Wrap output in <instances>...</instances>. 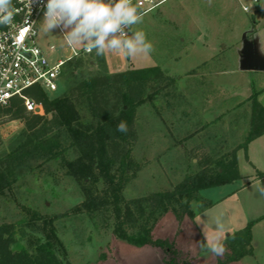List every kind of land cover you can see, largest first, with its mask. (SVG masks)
<instances>
[{"label": "rangeland", "instance_id": "obj_1", "mask_svg": "<svg viewBox=\"0 0 264 264\" xmlns=\"http://www.w3.org/2000/svg\"><path fill=\"white\" fill-rule=\"evenodd\" d=\"M140 15L143 22L133 30L144 31L154 51L146 55V61L143 54L134 58L139 64L159 65L174 78L137 107L138 140L131 150L135 163L123 188L127 199L169 190L200 169L198 154L219 159L242 143L250 127L248 97L253 91H258L257 100L264 107V71H253L246 63L264 56V0H165L159 8ZM42 20L38 42L54 44L57 56L63 57L68 48L63 33L58 28L45 32ZM116 53L130 62L123 52ZM78 57L89 59L86 53ZM90 59L84 68L94 70L97 64ZM66 78L65 71L50 96L66 89ZM22 129L18 120L0 125V156L21 139ZM66 156L72 158L69 152ZM240 183L236 179L201 189L202 199L191 203L194 218L185 216L179 223L168 211L155 224L153 236L168 238L179 256L192 264H214L222 256L205 254L198 243L205 240L203 231L213 234L215 217L222 216L229 228L220 234L222 241L264 213L258 200L262 196L255 193L246 201L241 196L218 201ZM257 185L264 186V180ZM83 200L81 185L60 159L37 160L0 196V223H16L27 247L28 238L45 237L44 227L53 226L56 251L71 264H164L162 247L135 246L117 239L113 217L85 209L80 205ZM211 200L216 204L210 210L205 202ZM55 214L61 216L51 220ZM253 251L230 264H264V218L253 227Z\"/></svg>", "mask_w": 264, "mask_h": 264}, {"label": "trees", "instance_id": "obj_2", "mask_svg": "<svg viewBox=\"0 0 264 264\" xmlns=\"http://www.w3.org/2000/svg\"><path fill=\"white\" fill-rule=\"evenodd\" d=\"M88 55L97 68H84L89 59H68L64 67L66 89L62 93L50 96L38 85L24 91L26 97L41 105V112L29 110L20 96L12 97L6 106L0 107V125L14 120L23 124L21 139L0 156V196L12 189L18 176L32 162L60 159L81 185L84 200L80 205L110 219L113 217L112 231L117 239L135 246L162 247L164 264H192L179 256V250L168 238H155L154 226L168 211L174 213L179 223L185 216L194 218L196 212L191 203L202 199L201 189L240 177L237 150L246 149L251 140L264 133V107L257 100L258 91L248 97L250 127L242 143L219 159L208 153L198 154L200 169L169 190L127 199L123 188L128 170L135 163L131 150L138 140L137 107L172 84L174 77L165 74L159 65L108 72L104 55L97 56L94 51ZM120 121L127 123L126 133L117 131ZM68 152L72 158L66 156ZM215 164L217 168L213 167ZM212 204L205 202V206ZM60 216L55 214L50 218ZM263 218L264 213L225 237L222 242L226 251L214 264H230L253 255V227ZM44 231L45 237L28 238L27 247L16 223H0V264H71L56 251L54 227L45 226Z\"/></svg>", "mask_w": 264, "mask_h": 264}, {"label": "clouds", "instance_id": "obj_3", "mask_svg": "<svg viewBox=\"0 0 264 264\" xmlns=\"http://www.w3.org/2000/svg\"><path fill=\"white\" fill-rule=\"evenodd\" d=\"M33 0H29L31 5ZM211 3V0H209ZM43 29H60L69 45H82L88 52L103 56L106 51L123 52L127 57L150 55L153 44L142 30L133 26L143 22L133 0H47L43 5ZM13 0H0V27L10 25L15 16ZM117 131L126 133L128 126L120 121ZM264 196V186L257 185ZM202 207V205H201ZM213 234L203 231L205 240L198 243L205 254L223 256L226 247L220 234L225 230L222 216L214 219Z\"/></svg>", "mask_w": 264, "mask_h": 264}, {"label": "built area", "instance_id": "obj_4", "mask_svg": "<svg viewBox=\"0 0 264 264\" xmlns=\"http://www.w3.org/2000/svg\"><path fill=\"white\" fill-rule=\"evenodd\" d=\"M164 1L133 0V4L141 14L159 8ZM46 3L47 0H33L30 5L29 0H13L14 20L0 27V107L6 106L12 97L20 96L29 110L41 112V105L26 97L24 91L32 85L40 86L47 93L56 91L67 60L90 53L84 47L77 50L68 44L60 57L54 44L38 42ZM243 9L248 10L246 6Z\"/></svg>", "mask_w": 264, "mask_h": 264}, {"label": "crops", "instance_id": "obj_5", "mask_svg": "<svg viewBox=\"0 0 264 264\" xmlns=\"http://www.w3.org/2000/svg\"><path fill=\"white\" fill-rule=\"evenodd\" d=\"M262 52L264 54V50H262ZM104 57H105L106 67H107L108 72H117V71L125 70L131 67L148 66L147 63L139 64L137 58H134V57H130V62H126L122 54H119L113 51H106L104 54ZM262 57L263 59H260L258 62H255L256 68H253V71H256V72L264 71V56ZM144 59L146 61L147 59L146 55H144V58L142 61H144ZM127 64L129 66L126 67ZM153 65L154 64H152L151 66ZM249 114H250V109H249ZM236 158H237V164H238V169L240 173V177L238 179L241 180V183L239 184L236 190L219 198L220 199L218 200L219 202L222 200H227L234 196H237L236 198L237 200L239 199V196H241V198L244 201H246V197L254 193L258 196H261L259 192L257 191V187H253V186H257V184H259L260 182L264 180V175L258 176L259 172L264 173V133L256 137L255 139L251 140L247 144L246 149H243V148L238 149L236 152ZM258 200L263 206L264 205L263 196H262V200L261 198H259ZM211 202L213 204L210 206V210L216 204L214 200H211ZM240 204L243 205L242 200L240 201ZM228 230L229 228L225 226L224 233H227Z\"/></svg>", "mask_w": 264, "mask_h": 264}, {"label": "water", "instance_id": "obj_6", "mask_svg": "<svg viewBox=\"0 0 264 264\" xmlns=\"http://www.w3.org/2000/svg\"><path fill=\"white\" fill-rule=\"evenodd\" d=\"M246 63H247L248 68H251V67L256 68L255 62H253L252 60H247Z\"/></svg>", "mask_w": 264, "mask_h": 264}]
</instances>
